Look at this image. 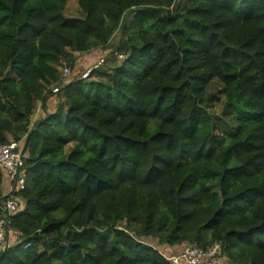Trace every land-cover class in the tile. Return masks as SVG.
Wrapping results in <instances>:
<instances>
[{"label": "trees", "instance_id": "1", "mask_svg": "<svg viewBox=\"0 0 264 264\" xmlns=\"http://www.w3.org/2000/svg\"><path fill=\"white\" fill-rule=\"evenodd\" d=\"M65 4L0 0V142L26 154L0 264H171L147 238L264 264V0ZM109 45L119 62L70 80Z\"/></svg>", "mask_w": 264, "mask_h": 264}, {"label": "built area", "instance_id": "2", "mask_svg": "<svg viewBox=\"0 0 264 264\" xmlns=\"http://www.w3.org/2000/svg\"><path fill=\"white\" fill-rule=\"evenodd\" d=\"M62 70V77L67 78L69 70L67 68ZM89 73L90 70L86 71L81 78H88ZM60 87L59 84L54 85L51 92L58 93ZM25 155L18 142H0V167L4 172L6 187L1 200L3 213L0 217V251L6 249L12 240L22 237V233L12 226L11 219L24 206L21 192L26 182ZM164 256L170 260L171 264H224V261L221 263L222 259H226L217 243L205 249L195 245H185L178 255Z\"/></svg>", "mask_w": 264, "mask_h": 264}, {"label": "rangeland", "instance_id": "3", "mask_svg": "<svg viewBox=\"0 0 264 264\" xmlns=\"http://www.w3.org/2000/svg\"><path fill=\"white\" fill-rule=\"evenodd\" d=\"M64 12L66 13L67 16L79 15L80 11L78 9L77 0H66ZM118 34L119 33L115 34L114 38L112 39V42L116 41ZM109 52H111L110 45L105 50H95L94 52L81 54L77 56L75 69L72 72L73 76L71 75L70 80L74 79L75 77H79L80 75H82L86 71H89L90 69L99 68L98 70L101 71L104 70V72L107 71V69L112 64H114V62L116 63L119 62L118 59L110 57ZM106 55L107 57L103 62V57H105ZM120 57L122 56L120 55ZM95 76L97 75H94V77ZM220 90H221V85L218 80H213L207 89V95L209 97L207 109L213 116L218 118V120L221 116V108L223 104V96ZM36 111H39V104L36 105V110L34 114L36 113ZM227 120L228 119H224V118H221L219 120V127H220L219 131L225 129L226 125L223 124V121H227ZM146 241L150 245L155 247L157 250L161 251L162 254L166 256L178 255L184 248L183 245L179 247H170L167 246V244L160 245L158 243L157 238H152V239L147 238ZM219 249H220V245H219ZM169 250H171L170 254H166L169 252ZM221 263H223V259Z\"/></svg>", "mask_w": 264, "mask_h": 264}, {"label": "crops", "instance_id": "4", "mask_svg": "<svg viewBox=\"0 0 264 264\" xmlns=\"http://www.w3.org/2000/svg\"><path fill=\"white\" fill-rule=\"evenodd\" d=\"M55 97H51L50 100H47L46 102V109H42L41 107H39V111H36V113L33 115V117L31 118V120H35L37 119L38 117H42L45 115V113H48V112H52V108L55 107ZM6 190V187H5V183H3V186H2V194L5 192Z\"/></svg>", "mask_w": 264, "mask_h": 264}]
</instances>
